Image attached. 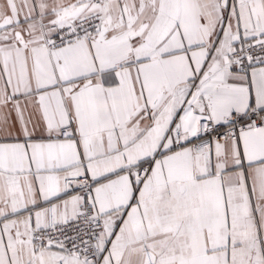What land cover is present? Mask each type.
<instances>
[{
  "label": "snow or ice",
  "instance_id": "snow-or-ice-1",
  "mask_svg": "<svg viewBox=\"0 0 264 264\" xmlns=\"http://www.w3.org/2000/svg\"><path fill=\"white\" fill-rule=\"evenodd\" d=\"M0 264H264V0H0Z\"/></svg>",
  "mask_w": 264,
  "mask_h": 264
}]
</instances>
